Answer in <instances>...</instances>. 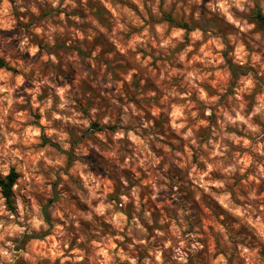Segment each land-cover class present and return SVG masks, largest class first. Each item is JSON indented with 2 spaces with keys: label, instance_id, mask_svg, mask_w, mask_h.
Wrapping results in <instances>:
<instances>
[{
  "label": "clouds",
  "instance_id": "9594fccd",
  "mask_svg": "<svg viewBox=\"0 0 264 264\" xmlns=\"http://www.w3.org/2000/svg\"><path fill=\"white\" fill-rule=\"evenodd\" d=\"M264 0H0V264H264Z\"/></svg>",
  "mask_w": 264,
  "mask_h": 264
},
{
  "label": "trees",
  "instance_id": "16d2710c",
  "mask_svg": "<svg viewBox=\"0 0 264 264\" xmlns=\"http://www.w3.org/2000/svg\"><path fill=\"white\" fill-rule=\"evenodd\" d=\"M262 23H264V22H262Z\"/></svg>",
  "mask_w": 264,
  "mask_h": 264
}]
</instances>
